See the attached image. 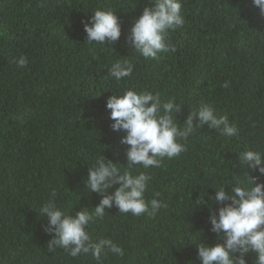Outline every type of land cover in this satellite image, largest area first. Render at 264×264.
Masks as SVG:
<instances>
[{
    "label": "trees",
    "instance_id": "1",
    "mask_svg": "<svg viewBox=\"0 0 264 264\" xmlns=\"http://www.w3.org/2000/svg\"><path fill=\"white\" fill-rule=\"evenodd\" d=\"M144 5L151 7L148 0H0V264H95L63 249L49 252L53 234L37 211L52 190L73 215L94 208L100 194L87 193L84 179L98 154L127 167L125 133L111 130L105 102L129 87L175 98L178 124L209 103L235 122L240 138L202 125L185 152L150 169L146 198L159 192L167 203L155 216L105 208L90 232L113 239L125 257L109 255L104 264H200L196 242H217L209 209L194 202L203 191L214 196L220 183L231 192L245 171L239 150L264 151V17L251 0H183L186 23L169 36L176 50L144 60L126 40ZM99 8L121 23V36L108 46L83 42L81 20ZM20 55L27 67L14 63ZM116 60L134 65L131 78H108ZM209 203L212 212L223 206ZM246 259L253 264L254 254Z\"/></svg>",
    "mask_w": 264,
    "mask_h": 264
},
{
    "label": "clouds",
    "instance_id": "2",
    "mask_svg": "<svg viewBox=\"0 0 264 264\" xmlns=\"http://www.w3.org/2000/svg\"><path fill=\"white\" fill-rule=\"evenodd\" d=\"M148 3L151 7L142 6L126 40L144 60H156L161 54L176 50L169 36L186 21L183 0H148ZM251 4L264 17V0H251ZM81 24L86 33L83 42L87 45L108 46L121 36L120 20L112 10L96 9L87 20L82 19ZM13 61L17 67H27L29 62L24 55L13 57ZM110 64L108 78L113 82L132 77L134 65L129 60ZM221 86L228 88L229 82ZM179 107L175 98L163 99L159 92L138 91L133 87L108 96L105 109L107 118L112 121L111 130L125 133L120 143L128 146L127 167L96 155L84 184L87 193L100 194V201L94 208H81L75 215L62 207L57 192L51 191L49 199L37 211L47 219L44 231L53 234L47 242L49 252L63 249L69 257L88 258L95 264H104L109 255L125 257V249L113 239L95 238L90 232L91 225L105 217V208L115 206L119 213L134 217L155 216L166 208V201L158 199L159 192L151 199L146 198L153 179L149 170L185 152V142L202 125L217 130L222 137L239 140L240 129L235 122H230L227 114L218 113L213 105L201 102L182 124H178L176 118ZM23 118L24 115L18 117ZM193 119L198 121L195 126ZM239 163L245 169L244 176L231 182V192L225 191L226 182L220 183L213 187L214 196L203 191L194 202L197 208L209 209L210 232L217 240L213 244L196 242L200 264H248L249 253L254 254L253 264H264V182L260 181L264 176V151L246 146L239 150ZM250 171L257 175H250ZM114 185L118 187L107 194ZM209 202L223 206L212 212Z\"/></svg>",
    "mask_w": 264,
    "mask_h": 264
}]
</instances>
